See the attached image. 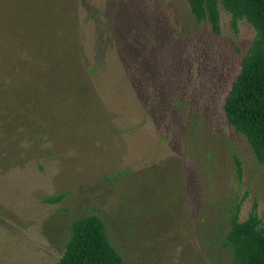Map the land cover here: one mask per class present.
<instances>
[{"label":"rangeland","instance_id":"obj_1","mask_svg":"<svg viewBox=\"0 0 264 264\" xmlns=\"http://www.w3.org/2000/svg\"><path fill=\"white\" fill-rule=\"evenodd\" d=\"M219 16L215 34L185 0H0V264H56L92 213L123 264H232L264 167L221 110L255 32Z\"/></svg>","mask_w":264,"mask_h":264},{"label":"trees","instance_id":"obj_2","mask_svg":"<svg viewBox=\"0 0 264 264\" xmlns=\"http://www.w3.org/2000/svg\"><path fill=\"white\" fill-rule=\"evenodd\" d=\"M194 20L206 21L212 32L219 33V6L230 15L235 30L244 19L254 29V37L239 63L237 73L223 98L221 110L228 125L240 134L264 167V0H185ZM236 177L240 164L235 160ZM64 195L44 198L57 203ZM240 202L230 214V227L222 245L229 248L232 264H264V222L257 216L254 202L250 213L239 221ZM56 264H123L112 247L103 221L94 213L71 223V234Z\"/></svg>","mask_w":264,"mask_h":264}]
</instances>
